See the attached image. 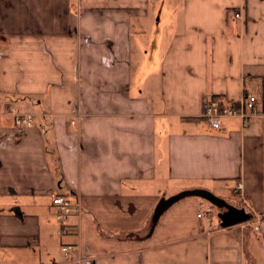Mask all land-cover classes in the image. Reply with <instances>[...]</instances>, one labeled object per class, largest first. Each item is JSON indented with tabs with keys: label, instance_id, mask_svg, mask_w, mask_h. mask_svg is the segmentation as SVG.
<instances>
[{
	"label": "crops",
	"instance_id": "obj_1",
	"mask_svg": "<svg viewBox=\"0 0 264 264\" xmlns=\"http://www.w3.org/2000/svg\"><path fill=\"white\" fill-rule=\"evenodd\" d=\"M160 5L0 0V264H264V114L220 130L202 118L207 101L262 96L264 0H165L139 86ZM192 189L253 218L222 229L187 198L138 239L162 197ZM53 194L83 208L65 237Z\"/></svg>",
	"mask_w": 264,
	"mask_h": 264
},
{
	"label": "built area",
	"instance_id": "obj_2",
	"mask_svg": "<svg viewBox=\"0 0 264 264\" xmlns=\"http://www.w3.org/2000/svg\"><path fill=\"white\" fill-rule=\"evenodd\" d=\"M242 18L241 12L234 13V19L239 20ZM7 112L14 117V126L21 133H24L30 129L35 128L34 116L28 113L20 112L16 107H9ZM264 114V87L262 96L247 95L240 102L235 104H226L223 99L216 98L205 102L202 118L208 123V125L214 130H220L223 124V120L227 117H239L244 124H247L252 118L258 117ZM82 118L80 113H77L76 118L72 120V124ZM241 184L238 185V189H241ZM52 206L56 209L55 220L58 225L57 234L60 237L68 236L71 233V219L79 217L82 214V205L79 202H74L72 198L53 194ZM203 213L198 217L202 218ZM80 251L78 245H63L62 252L65 256ZM75 264H86L85 258L81 255L75 259Z\"/></svg>",
	"mask_w": 264,
	"mask_h": 264
},
{
	"label": "water",
	"instance_id": "obj_3",
	"mask_svg": "<svg viewBox=\"0 0 264 264\" xmlns=\"http://www.w3.org/2000/svg\"><path fill=\"white\" fill-rule=\"evenodd\" d=\"M164 5H165V0H161V5L157 13L156 24H155V28H154V32H153V36L151 40L150 49L148 51V56L146 58L144 67L142 68L138 76L137 83L139 86H141V84L145 80V77L150 72V68L152 64L151 55L154 50L158 49V43L161 40L162 35H163V26L161 23V18H162V12H163ZM187 198H200V199L207 201L208 203L213 205L215 208H217L218 219L221 222L220 227L222 229H228V228H231L239 224L247 223L251 221L253 218V215L250 213H247L245 209L238 208L232 205L231 203L227 202L225 199L216 196L210 191L202 190V189L185 190L178 194H175L174 196H171L168 198L162 197L160 199L151 217V220L149 222V225L147 228V234L138 239L140 240L149 239L153 235L156 227L158 226L161 217L175 204Z\"/></svg>",
	"mask_w": 264,
	"mask_h": 264
},
{
	"label": "rangeland",
	"instance_id": "obj_4",
	"mask_svg": "<svg viewBox=\"0 0 264 264\" xmlns=\"http://www.w3.org/2000/svg\"><path fill=\"white\" fill-rule=\"evenodd\" d=\"M205 201V200H204ZM227 201V200H226ZM205 202H207V201H205ZM228 202V201H227ZM208 203V202H207ZM209 204V206L210 207H213V210H216V211H214V213L213 212H210L212 215H217V208H215L214 206H212L210 203H208ZM209 207V208H210ZM211 214H209V215H211Z\"/></svg>",
	"mask_w": 264,
	"mask_h": 264
}]
</instances>
